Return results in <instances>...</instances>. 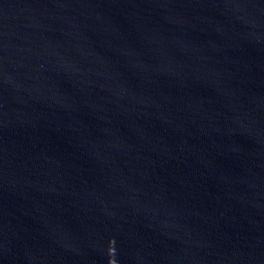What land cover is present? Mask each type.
Instances as JSON below:
<instances>
[{
    "label": "water",
    "instance_id": "water-1",
    "mask_svg": "<svg viewBox=\"0 0 264 264\" xmlns=\"http://www.w3.org/2000/svg\"><path fill=\"white\" fill-rule=\"evenodd\" d=\"M0 264H264V0H0Z\"/></svg>",
    "mask_w": 264,
    "mask_h": 264
}]
</instances>
